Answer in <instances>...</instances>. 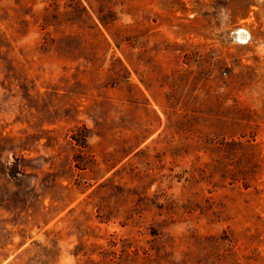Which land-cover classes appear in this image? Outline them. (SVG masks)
<instances>
[{
    "label": "rangeland",
    "instance_id": "rangeland-1",
    "mask_svg": "<svg viewBox=\"0 0 264 264\" xmlns=\"http://www.w3.org/2000/svg\"><path fill=\"white\" fill-rule=\"evenodd\" d=\"M0 264H264V0H0Z\"/></svg>",
    "mask_w": 264,
    "mask_h": 264
},
{
    "label": "trees",
    "instance_id": "trees-1",
    "mask_svg": "<svg viewBox=\"0 0 264 264\" xmlns=\"http://www.w3.org/2000/svg\"><path fill=\"white\" fill-rule=\"evenodd\" d=\"M15 162L12 166H14V168L16 169V167H19L20 164L17 163V158L15 157ZM16 172H19L18 170H15ZM23 173V172H22Z\"/></svg>",
    "mask_w": 264,
    "mask_h": 264
},
{
    "label": "bare ground",
    "instance_id": "bare-ground-1",
    "mask_svg": "<svg viewBox=\"0 0 264 264\" xmlns=\"http://www.w3.org/2000/svg\"><path fill=\"white\" fill-rule=\"evenodd\" d=\"M241 30H243V29H240L239 31H241Z\"/></svg>",
    "mask_w": 264,
    "mask_h": 264
}]
</instances>
